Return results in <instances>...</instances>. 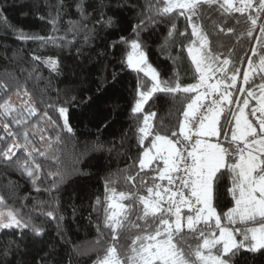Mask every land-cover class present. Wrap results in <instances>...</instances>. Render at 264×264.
I'll return each instance as SVG.
<instances>
[{"label":"snow or ice","instance_id":"snow-or-ice-1","mask_svg":"<svg viewBox=\"0 0 264 264\" xmlns=\"http://www.w3.org/2000/svg\"><path fill=\"white\" fill-rule=\"evenodd\" d=\"M205 6L214 7L219 19L211 20L204 12ZM108 7L104 0H57L54 13H48L50 35H34L19 29H13V34L25 43H37L40 48L70 47L77 41L81 47L91 46L98 36L97 25L103 30L118 23L106 14ZM142 7L140 22L133 26L131 36L120 35L119 39L105 43L104 51L93 49L102 58H107L108 49H127L120 62L137 75L131 112L138 121L135 134L139 153L134 174L128 169L119 170L125 185H131L130 190L117 192L113 185L118 178L114 175L105 180L106 207L96 230L101 237L110 233L111 243L104 242V255L93 264H237L241 253L264 255V0H146ZM73 8L78 19L68 20L64 35L57 36L62 17ZM177 17L187 22L188 27L182 32L174 22ZM230 19L235 25L243 19L244 28L238 31L228 23ZM205 20L210 23L205 25ZM163 22L170 26L161 50L170 51L178 44L186 48L194 82H182L178 72L165 79L149 62L141 33L149 25ZM0 24L12 27L3 8ZM181 37L188 43L184 44ZM221 37H232L235 45L245 38L254 39L255 44L250 55L245 51L241 56L236 54L235 45L223 44ZM224 47H228L226 53L218 50ZM169 58L179 62L178 57ZM87 59L92 62L95 58ZM31 61L28 76L37 82L42 79L34 75L39 71L37 65L61 75L58 58L33 55ZM106 72L107 67L103 66L98 94L105 91ZM255 75H259L260 83L245 87ZM5 76L0 79V166L18 171L38 194L41 190L49 194L59 191L71 175L81 173L75 165L87 154L86 150L75 157L73 167L68 168L53 151L54 144L64 142L62 133L69 139L75 135L70 109L82 101L75 95H67L62 102L34 100L33 92L18 79L8 77L7 72ZM111 78L115 80V72ZM60 94L57 90V97ZM157 94L171 96L182 105L176 123L163 134L159 127L154 130L157 114L149 105V101L155 103ZM12 95L25 99L16 105ZM44 95L46 90L41 89L40 97ZM49 132L55 133V139ZM45 141L46 147L38 146ZM125 142L126 135L112 141L107 149L93 145L92 150L116 152L119 156ZM51 160L56 161L55 170L48 168ZM229 182L230 186H226ZM222 188L234 202L226 211L220 206ZM52 201L49 210L41 214L56 223L57 236L63 240L60 222L64 217L59 215L55 196ZM101 204L97 197L95 206L99 208ZM9 230L21 240L28 232L35 237L46 235L43 224L26 219L0 195V233L7 234ZM121 235L127 236L130 243L127 250L118 252ZM11 248L18 249L19 244L15 240L6 242L3 254L7 256ZM45 256L52 259L42 256L40 264H55V247H50Z\"/></svg>","mask_w":264,"mask_h":264},{"label":"trees","instance_id":"trees-1","mask_svg":"<svg viewBox=\"0 0 264 264\" xmlns=\"http://www.w3.org/2000/svg\"><path fill=\"white\" fill-rule=\"evenodd\" d=\"M56 3L57 0H0L3 15L7 17L8 24L12 26L6 28L0 24V79H5V72H7L8 77H15L24 87L33 92L34 100L42 98L45 101L51 99L62 102L67 95L77 96V99L82 102L75 104L70 109V123L75 135L69 139L66 134L62 133L64 142L54 144L53 151L60 158L62 164L68 168L73 167L75 157L85 153L86 150L87 154L81 158L78 165H75L81 170V173L71 175L60 186L59 191L54 190L51 194L45 193L43 190L39 194L36 193L31 183L18 171L0 166V195H4L8 204L19 209L26 219L31 218L35 223L43 224L46 230V235L43 237H35L31 232H28L22 240L12 230H9L7 234L0 233V264H40L42 256L45 259H52L50 256H45L52 246L55 247V264H93L98 257H103L104 248L107 246L104 242L111 243L110 233L105 232L101 237L96 230V224L102 222L104 207H106L104 202L105 180L114 175L118 178L116 184L113 185L117 192L128 191L131 185H125L123 174L119 170L128 169L132 174L136 171L134 162L139 153L135 128L138 121L132 115L131 108L135 99L137 75L120 62L126 55L127 49L124 46L108 49L107 58L98 57L93 49L104 51L105 43L119 39L120 35L131 36L133 26L140 22L142 6L146 4V0H104V3L109 6L106 14L112 16L118 23L116 27L103 30L97 25L98 36L91 46L81 47V43L77 41L70 47L40 48L37 43L32 41L25 43L16 38L13 29L34 35H50L51 25L47 22L48 13L50 11L54 13ZM48 4L53 7H47ZM204 12L211 17V20L219 19V14L214 7L205 6ZM173 15L175 16V13ZM236 15L239 16V14ZM70 19H78L74 8L69 9L68 14L62 17L61 30L56 33L57 36L64 35L68 27L67 21ZM174 22L178 31L182 32L188 27L183 17H177ZM202 23L207 25L210 21L205 20ZM228 23L234 25L238 31L245 26L243 19L239 25H235L231 19ZM169 26L167 22L157 23L149 25L141 33L146 44L149 62L157 67L165 79L178 72L182 82H194L193 69L186 48L182 49L178 44L170 51L161 50V44ZM190 31L191 29L188 28L189 33ZM68 38L71 39V36ZM180 40L184 44L188 43V40L183 37ZM221 41L227 46L235 45V40L232 37H221ZM254 44V39L245 38L239 45H235V52L243 56V53L247 51L250 55V49ZM78 48L81 49L79 54ZM218 50L226 53L228 47ZM33 55L58 58L61 75L57 76L55 73H50L43 65H37L39 71L34 75H38L42 79L37 82L30 78L28 71L32 68L31 57ZM169 55L173 58L178 57L179 62L170 59ZM89 56L95 59L89 62L87 59ZM244 59L247 61L246 56ZM253 59L255 60V57ZM103 66L107 67L105 74L108 80L104 84L103 94H98L96 88L99 86ZM246 66L245 63L244 67L246 68ZM21 69L27 71H21ZM112 72L116 73L115 80L111 78ZM258 83H260V79L256 77L249 86L245 87H255ZM240 86L238 81L237 87ZM41 89L46 90V95L43 97H40ZM57 90L61 93L59 97H57ZM14 97L16 95H12V99ZM20 97L25 99L22 95ZM88 97L93 99L88 100ZM154 100V104L149 101L152 110L157 114L153 121L154 130L159 127L163 134L165 130L173 127L176 123L182 105L179 100L164 94H157ZM149 105L145 106L146 110ZM49 114L52 115L51 111ZM105 124L108 125L107 128L103 127ZM49 135L55 139L54 132H49ZM124 135H126V142L119 156L116 152L92 150L93 145H103L104 149H107L111 147L112 141H118ZM47 143L45 141L38 146L46 147ZM145 143L148 142L145 141ZM51 154L49 153V155ZM56 167L55 160L48 161L50 170H55ZM226 186H230V182ZM224 192L225 189L222 188L220 206L226 211L228 207L233 206L234 202L231 196L225 195ZM25 196H28L29 199H23ZM53 196L56 197L59 205V215L64 217L60 222L63 240L57 236L56 223L41 214L49 210V205L53 203ZM97 197H100L102 201L99 208L95 206ZM37 200L47 203L38 205ZM124 203H128V201H124ZM13 240L19 244V248H11L9 254L5 256L3 253L6 242ZM189 242L194 243L191 240ZM129 243L130 239L121 235L118 252L127 250ZM237 264H264V255L241 253L237 257Z\"/></svg>","mask_w":264,"mask_h":264},{"label":"rangeland","instance_id":"rangeland-1","mask_svg":"<svg viewBox=\"0 0 264 264\" xmlns=\"http://www.w3.org/2000/svg\"><path fill=\"white\" fill-rule=\"evenodd\" d=\"M256 77H259V75H255L253 78H252V80H254ZM240 99H243V97L241 98L240 97ZM23 100L24 99H22V97H20V96H16V97H14L13 99H12V102L14 103V104H16V105H19V104H22L23 103ZM252 104H255V101H252L251 102ZM251 106V105H250Z\"/></svg>","mask_w":264,"mask_h":264}]
</instances>
